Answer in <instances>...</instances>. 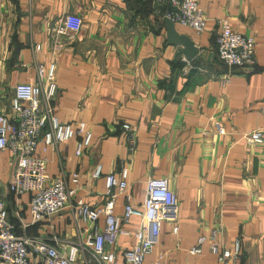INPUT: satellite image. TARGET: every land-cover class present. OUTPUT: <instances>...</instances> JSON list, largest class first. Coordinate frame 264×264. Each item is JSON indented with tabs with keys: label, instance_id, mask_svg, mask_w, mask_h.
I'll return each instance as SVG.
<instances>
[{
	"label": "crops",
	"instance_id": "0c3cea01",
	"mask_svg": "<svg viewBox=\"0 0 264 264\" xmlns=\"http://www.w3.org/2000/svg\"><path fill=\"white\" fill-rule=\"evenodd\" d=\"M197 2L205 19L200 33L174 24L197 48L186 60L178 45L165 41L163 9L145 0H0V113L11 117L15 84L36 82L37 66L44 73L53 64V115L60 123L83 122L91 134L79 156L73 154L78 136L45 151L36 144L47 173L74 189L70 199L100 204L104 175L124 166L129 203L138 206L144 179L163 177L176 199L174 220L161 222L145 264L157 252H164L165 264H217L206 244L197 255L187 252L213 227L223 248L238 241L239 258L229 264H264V0ZM67 13L79 15L81 27L58 33ZM222 19L252 37L253 66L227 68L217 59L214 36ZM122 124L134 135L131 151ZM256 129L261 144L244 138ZM12 168L9 151H0V199L13 232L60 253L80 245L88 224L74 219L67 206L30 220V194L7 190ZM71 172L78 174L76 185ZM122 203L117 196L114 214ZM136 223L132 218L125 227ZM132 242L130 236L116 238L111 250L118 264ZM75 263L94 264L83 248Z\"/></svg>",
	"mask_w": 264,
	"mask_h": 264
},
{
	"label": "built area",
	"instance_id": "2783aa9c",
	"mask_svg": "<svg viewBox=\"0 0 264 264\" xmlns=\"http://www.w3.org/2000/svg\"><path fill=\"white\" fill-rule=\"evenodd\" d=\"M156 10L163 9V16L173 24L200 33L204 28V16L197 0H145ZM165 7V8H164ZM81 27V18L74 13L64 14L58 33H75ZM216 57L227 68L232 66L251 67L254 64V41L252 37L231 29L226 20H220L214 36ZM54 66L49 64L43 73L37 66L38 80L34 83H17L10 98L11 117L0 113V151L7 150L13 160L11 179L7 190L17 196L29 193L28 213L30 220L36 222L67 206L74 219L87 223L85 238L80 245H71L65 253L38 239L16 235L13 225L7 220L5 204L0 199V264H32L30 255L41 259L42 264H76L78 248L87 251L94 264H118L112 246L117 237L130 236L132 244L124 248L121 257L124 264H145L144 257L149 254L157 241L162 221L174 220L176 199L163 177H147L143 181V197L138 206L129 203L126 183L127 168L121 166L117 174L107 173L103 177V200L90 206L80 199H70L74 189H67L63 179L51 177L46 170V161L36 153V144L41 143L45 151L54 144L79 137L75 141L73 154L79 156L90 142L91 134L83 122L75 124L60 123L53 115L51 100L55 94L53 84ZM264 114V104L259 107ZM264 127V126H263ZM121 128L126 132L127 146L134 147V135L127 124ZM221 132V129H218ZM261 129L245 135L252 144L262 143ZM99 174L96 166L93 177ZM70 182L77 184L78 174H69ZM123 196L119 215L114 214L115 198ZM101 218L102 226L97 220ZM135 218L136 225H125ZM176 232V226L171 227ZM220 230L210 228L207 234L196 237L188 248L190 255H197L206 244L208 252L217 264H229L239 258L238 241L232 247L223 248L217 240ZM147 264H165L164 252H157Z\"/></svg>",
	"mask_w": 264,
	"mask_h": 264
},
{
	"label": "water",
	"instance_id": "95a60500",
	"mask_svg": "<svg viewBox=\"0 0 264 264\" xmlns=\"http://www.w3.org/2000/svg\"><path fill=\"white\" fill-rule=\"evenodd\" d=\"M164 24V35L167 44L178 45L177 52L180 53L186 60L192 59L196 53L197 48L193 42L184 34L178 33L174 24L165 16L161 18Z\"/></svg>",
	"mask_w": 264,
	"mask_h": 264
},
{
	"label": "trees",
	"instance_id": "16d2710c",
	"mask_svg": "<svg viewBox=\"0 0 264 264\" xmlns=\"http://www.w3.org/2000/svg\"><path fill=\"white\" fill-rule=\"evenodd\" d=\"M221 65H223V64H221ZM223 66L226 67L225 65H223ZM233 67H239V66H232V68H233Z\"/></svg>",
	"mask_w": 264,
	"mask_h": 264
}]
</instances>
